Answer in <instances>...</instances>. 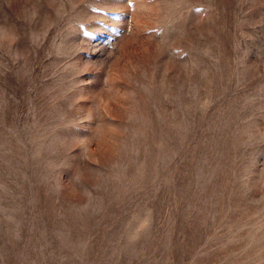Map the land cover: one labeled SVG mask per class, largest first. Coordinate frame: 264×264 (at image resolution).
<instances>
[{
	"label": "rangeland",
	"instance_id": "374dc122",
	"mask_svg": "<svg viewBox=\"0 0 264 264\" xmlns=\"http://www.w3.org/2000/svg\"><path fill=\"white\" fill-rule=\"evenodd\" d=\"M0 264H264V0H0Z\"/></svg>",
	"mask_w": 264,
	"mask_h": 264
}]
</instances>
